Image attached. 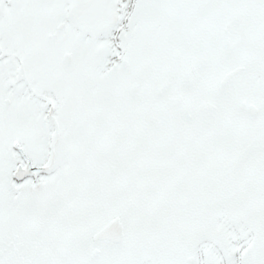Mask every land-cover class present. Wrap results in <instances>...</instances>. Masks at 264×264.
Listing matches in <instances>:
<instances>
[{
  "label": "snow or ice",
  "instance_id": "6c2138e0",
  "mask_svg": "<svg viewBox=\"0 0 264 264\" xmlns=\"http://www.w3.org/2000/svg\"><path fill=\"white\" fill-rule=\"evenodd\" d=\"M0 264H264V0H0Z\"/></svg>",
  "mask_w": 264,
  "mask_h": 264
}]
</instances>
